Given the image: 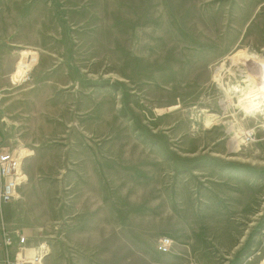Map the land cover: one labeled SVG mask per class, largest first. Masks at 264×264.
<instances>
[{
	"label": "rangeland",
	"instance_id": "1",
	"mask_svg": "<svg viewBox=\"0 0 264 264\" xmlns=\"http://www.w3.org/2000/svg\"><path fill=\"white\" fill-rule=\"evenodd\" d=\"M0 5V137L26 174L6 230L45 264H203L234 243L264 264V0ZM218 211L234 238L200 228Z\"/></svg>",
	"mask_w": 264,
	"mask_h": 264
},
{
	"label": "built area",
	"instance_id": "2",
	"mask_svg": "<svg viewBox=\"0 0 264 264\" xmlns=\"http://www.w3.org/2000/svg\"><path fill=\"white\" fill-rule=\"evenodd\" d=\"M25 179L23 156L5 144L0 137V214L3 212L2 205L11 202L18 195V189ZM0 227V248L5 253V264H45L47 250L43 246L39 250L41 246L30 244L19 230H6L4 223ZM173 243L170 236L159 238L158 251H170Z\"/></svg>",
	"mask_w": 264,
	"mask_h": 264
},
{
	"label": "crops",
	"instance_id": "3",
	"mask_svg": "<svg viewBox=\"0 0 264 264\" xmlns=\"http://www.w3.org/2000/svg\"><path fill=\"white\" fill-rule=\"evenodd\" d=\"M5 2H8V0L7 1L0 0V3H5ZM0 7H1V5H0ZM1 49H2L3 52L7 53L6 56L8 58L12 57V54H11L12 50L10 48H6V49L1 48ZM8 62L9 63H7V65H6V67L8 69L7 73L8 72L10 73L11 70L16 67V63L12 62V61H8ZM231 217H232L231 213H229L227 211L226 212L218 211L217 212V217H216L217 221L214 220V217L211 218V221H209L210 219H207V220H205L203 222H200V225H201L200 228H203V226H204V227H207L208 229H212V227L215 226V227H218L217 229H218V232H219V230H221L222 227H223V229H227L229 231V233H227L228 237L229 238H234V236L236 235L235 234L236 230H239V229L237 227H235V225H233V223H231L230 221H225L226 219L231 220ZM223 229H222V231L226 232V230H223ZM195 230H197L196 227H195ZM210 232H211V230H209L207 232H203V230H198L197 232L194 233L196 235H201L202 236V238H201L202 241L206 242L208 244V247H207L206 244L203 245V251H208L207 252L208 253L207 254V259L208 260L210 258L209 257V252H213V255H214L215 252L213 250L216 248V247H211V246L215 245V243H214L215 241H213L212 237L215 236V234H217V233L216 232L210 233ZM182 236H184L182 238V240L186 244L189 245L188 233L185 232V233H183ZM194 241H198V239L195 238ZM224 241L226 243H229V240L227 239V237L224 239ZM245 246L248 249V247H251V243L248 244V245H245ZM229 250H231V253H228L226 251L227 254H225L223 252L222 253L223 256H222V254H221L222 251H221V249L218 248L217 255L214 256L215 258L213 260H221L222 263L220 261H218V262H216V261L206 262L205 261V262H203V264H257V263H254V261L252 259L248 260V258H245V260H242L241 253H242V251H246V248L243 250V248L241 249V247H239V245L236 246L235 243H234L233 246L231 247V249H229ZM202 256H204V254ZM204 257H206V256H204ZM0 264H5V254H4L3 249H1V248H0Z\"/></svg>",
	"mask_w": 264,
	"mask_h": 264
},
{
	"label": "bare ground",
	"instance_id": "4",
	"mask_svg": "<svg viewBox=\"0 0 264 264\" xmlns=\"http://www.w3.org/2000/svg\"><path fill=\"white\" fill-rule=\"evenodd\" d=\"M27 53L29 54V58L27 57ZM31 54H32V56H31ZM36 58H37V55L32 50H27L26 53H23V57L21 58V63L19 64L20 66L18 67L19 72L16 75V79L19 78L23 74V71H24V73L26 72V70H24L22 68H26V67H28V65L31 66L32 63L36 62ZM25 61L27 63H25ZM29 69H30V67H29Z\"/></svg>",
	"mask_w": 264,
	"mask_h": 264
}]
</instances>
